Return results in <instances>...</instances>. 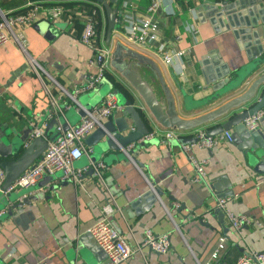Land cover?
<instances>
[{
	"label": "crops",
	"instance_id": "crops-1",
	"mask_svg": "<svg viewBox=\"0 0 264 264\" xmlns=\"http://www.w3.org/2000/svg\"><path fill=\"white\" fill-rule=\"evenodd\" d=\"M26 1H40L41 6L36 20L22 29L24 50L13 40L0 46V126L17 133L35 127L42 118L46 123L51 102L61 113L74 109L75 97L85 100L91 94L101 96L97 103L112 94L116 103L126 99L133 105L140 104L141 91L162 95L159 81L172 93L175 79L191 101L201 99L210 92V88L201 89L210 75L222 71L233 74L260 56L250 44L255 35L248 24L258 23L253 31L264 40V24L259 23L261 17L264 21V14L259 13L260 0H241L240 6L234 5L236 0H173L169 7L159 8L158 30L143 45L125 43L118 28L111 31L106 43L104 9L90 0H0V10L18 9ZM50 1L63 7L54 22L44 12L45 2ZM151 1L118 0L119 19L139 23ZM223 4L228 9L226 14L216 15ZM92 11L97 41L110 51L108 65L96 88L76 94L74 86L94 71L88 65L91 51L80 42L83 25ZM43 26L48 32L42 31ZM122 44L126 52L118 50L119 58L115 59L116 46ZM160 45L183 51L177 66L163 64ZM263 73L264 66L254 69L240 90L217 104L188 112L176 106L177 116L192 120L205 115L240 95ZM118 114L119 109H115L102 121ZM73 115L74 111L70 117ZM226 119L194 128L207 130ZM150 129L151 133L164 130L157 125ZM39 131L40 145L46 138L43 130ZM160 138H144L145 145L131 147V156L141 167L127 154L108 149L99 158L105 164L102 182L82 173L74 182L60 183L56 179L31 193L37 196L29 206L0 218V264H100L105 257L93 243L88 228L105 202L114 207L111 226L129 246L135 247L146 230L168 234L167 252L143 248L121 264H235L248 249L264 252V172L258 174L246 163L242 138L218 141L210 148L192 144L186 149L180 140L189 137ZM90 153L75 161L77 168L90 163ZM191 160H205L203 175L198 179ZM218 197L230 198L226 207L248 218L239 236L215 207ZM220 236L225 239L224 245L218 256L211 258Z\"/></svg>",
	"mask_w": 264,
	"mask_h": 264
},
{
	"label": "water",
	"instance_id": "water-1",
	"mask_svg": "<svg viewBox=\"0 0 264 264\" xmlns=\"http://www.w3.org/2000/svg\"><path fill=\"white\" fill-rule=\"evenodd\" d=\"M100 4L104 9L105 14V38L106 43L110 38L111 31L117 29L116 19L119 13L116 8L118 0H90ZM241 0H236L234 5L240 6ZM259 13L264 14V0H260ZM112 6V7H111ZM228 9L223 5L219 6V11L216 15H225ZM0 13L2 11L0 10ZM259 23L264 24V21L259 18ZM45 27V26H43ZM252 34L255 35L250 39V44L256 47V53L259 57L250 59L244 66L237 69L235 73L230 74L229 71L215 72V75H210L206 80L202 90L210 88V92L205 97L191 101V97L187 95L181 86L174 79L173 92L171 93L165 84H163L155 72V77L158 79L162 95L157 96L150 90L140 92L141 103L131 104L128 100L122 99L116 103L119 114L111 116L105 121H101L83 140L86 148L91 150L88 159L90 164H94L100 159V154L104 150L118 151L122 155H128L134 159L131 154L133 149H126L127 145L143 146L145 145L144 137L150 132L152 125H157L164 129L176 128L179 130L192 129L201 124H211L222 118H227L225 121L216 123L212 128L206 130L208 136H214L222 131L231 132L232 141L237 137H241L244 142L242 149L243 156L248 165H251L253 170L261 174L264 172V73L259 78L250 83L247 89L236 97L225 101L216 109L209 111L196 119L183 120L177 116L176 106L179 110L188 112L194 109L204 108L212 104H217L225 97H229L234 92L240 90V86L250 73L259 67L264 66V40L258 37L256 31L257 25L248 24ZM43 32H48V28L42 29ZM248 34V32H246ZM250 34V33H249ZM251 37V36H250ZM118 50L126 52L124 45H117L114 58H119ZM256 56V54H255ZM136 64V63H135ZM140 62L136 64L139 65ZM116 93V92H115ZM117 94V93H116ZM112 95V94H110ZM101 96L91 94L90 98L82 100L75 97L76 105L71 109V112L66 111L59 116L53 114L52 117L42 118L41 122L35 125L36 128L43 130V136L46 138L42 144H37L40 137H31L34 127H27L20 133L11 128H2L0 126V170L3 172V181L0 184V218L10 216L13 210L22 208L23 205L29 206L30 200L36 197L35 190L48 185L49 183L59 179L61 172H56L53 175L41 176L32 186L26 189L8 190L14 180L30 165L38 159L48 141H54L61 132L73 126L79 119L84 116L86 111H90L97 103ZM72 117H70L73 114ZM262 111V117L258 121V126L253 130H247L242 124V120L246 117L254 115L256 112ZM129 122H128V120ZM44 122V123H43ZM53 136H49L48 132L54 131ZM182 144H190L194 139L180 140ZM135 161V159H134ZM136 162V161H135ZM137 163V162H136ZM139 167L141 165L137 163ZM85 167L84 174L93 176V170L89 163L82 165ZM77 168V165L74 166ZM217 180V179H216ZM215 180V181H216ZM65 181H60L63 183ZM51 185H49L50 188ZM228 188L229 185L225 184ZM217 188H215L216 190ZM228 195V193H225ZM223 196V195H222Z\"/></svg>",
	"mask_w": 264,
	"mask_h": 264
},
{
	"label": "built area",
	"instance_id": "built-area-1",
	"mask_svg": "<svg viewBox=\"0 0 264 264\" xmlns=\"http://www.w3.org/2000/svg\"><path fill=\"white\" fill-rule=\"evenodd\" d=\"M173 0H152L144 9V17L139 23H133L130 19H116L117 31L122 35L123 41L127 44L143 45L147 41L154 38L158 30L157 12L159 8L165 9L172 4ZM51 3V2H50ZM40 1H26L22 7L15 10H7L0 13V46L7 41L13 40L22 50H24V37L22 29L24 26L31 25L37 18L40 10ZM56 4V3H54ZM48 5V4H47ZM63 7H47L44 11L48 16V20L54 22L56 18L62 14ZM97 23L94 18V11L90 12L87 17L80 42L88 46L91 51V57L88 60V65L93 66L94 71L87 75L83 81L74 86V93L81 91H89L96 88L102 81L109 59V48L97 41ZM161 53L163 64L169 67L177 66V59L182 55L183 51L172 49L160 45L158 47ZM73 96V95H72ZM49 117L59 116L60 108L55 107V103L51 102ZM117 109L115 99L112 95L106 94L103 99L96 103L90 111H86L77 123L70 126L54 140L48 141L47 146L43 150L38 159L33 161L12 183L8 190L26 189L32 186L41 176L53 175L56 172H61L60 181H76L85 171L83 168H74L73 163L82 155L87 156L91 151L85 149L83 144L84 138L100 124V122ZM263 112L258 111L254 115L246 117L242 120L244 128L253 130L258 126V121L262 117ZM36 128V127H34ZM40 129H34L31 137L41 135ZM160 136L161 140L166 141L171 138L189 137L194 139L193 143L183 144V148L189 145H197L202 148H210L218 141L231 142V134L229 131L208 136L204 128H192L179 130L176 128H166L161 132H150L144 138L149 139ZM132 145H128L126 149H131ZM198 179L203 175V161L191 160ZM90 164V163H89ZM93 170V176L102 182V172L105 168L103 161L99 160L94 164H90ZM4 177L0 170V184ZM230 198L218 197L215 207L220 210L223 217L232 232L239 236L244 225L248 223V218L242 214H236L226 207V203ZM114 211L112 203L105 202L99 208V217L90 225L88 233L96 245V247L104 254V261L100 264H121L125 262L134 251H140L147 248L154 253H165L169 250L168 234H154L146 230L135 247L129 246L121 237V235L111 226L110 217ZM224 237H218L216 246L211 251V258H216L220 249L224 245ZM198 264V263H197ZM208 264V263H206ZM235 264H264V252H255L248 249L242 252L236 259Z\"/></svg>",
	"mask_w": 264,
	"mask_h": 264
},
{
	"label": "rangeland",
	"instance_id": "rangeland-1",
	"mask_svg": "<svg viewBox=\"0 0 264 264\" xmlns=\"http://www.w3.org/2000/svg\"><path fill=\"white\" fill-rule=\"evenodd\" d=\"M50 2H51V1H50ZM50 2H45V4H48V3H49L48 5H46L45 8H47V7H49V8H50V7H56V4H57V5H60V3H59V2H56V1H55L56 4H54V3H50ZM73 165L76 166V163L74 162Z\"/></svg>",
	"mask_w": 264,
	"mask_h": 264
}]
</instances>
